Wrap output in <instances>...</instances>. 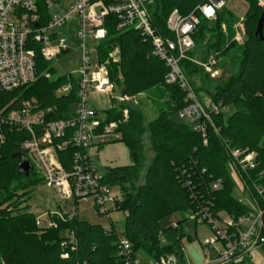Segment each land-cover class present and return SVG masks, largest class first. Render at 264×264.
I'll use <instances>...</instances> for the list:
<instances>
[{
    "label": "trees",
    "instance_id": "1",
    "mask_svg": "<svg viewBox=\"0 0 264 264\" xmlns=\"http://www.w3.org/2000/svg\"><path fill=\"white\" fill-rule=\"evenodd\" d=\"M244 1L249 6L246 12L247 36L243 44L233 41L237 17L228 7L222 8L215 20L202 18L194 33L195 51L202 52L203 59L220 52L224 62L230 65L227 69L229 75L212 81L195 63L187 60L181 63L197 94L205 92L215 103L235 109L229 117L223 112L214 113L213 124L209 125L205 136L178 119V111L186 106L185 92L177 84L166 82L169 67L152 54L150 39L138 30L118 32L115 17L106 19L107 38L98 45L101 59L106 61L115 47H119L121 57L119 62L108 65L111 81L129 97L161 85L171 103L167 109L160 110L149 125L154 155L143 181L146 149L142 137L146 127L142 114L137 109H130V115L124 121L122 108L128 105L126 103L105 110L109 121L121 120L120 141L130 150L131 164L110 167L104 171V178L111 185H121L125 191L121 209L129 214L125 217L123 234L131 242L134 253L142 252L147 259L175 254L181 264H186L184 220L177 221L176 226L161 224L174 213L191 211L198 214L203 206L214 213L226 211L232 216L247 211V206L235 195L236 184L228 169L232 148L257 152L258 166L244 172L243 179L251 193L264 204V195L260 197L255 189V185L264 183V179L259 178L264 171V39L255 34L264 8L257 0ZM204 2L206 0H159L152 11L154 25L164 37L174 38L167 27L173 9L188 15ZM70 79L73 88L67 96L58 97L57 88ZM195 79L201 81L200 85ZM77 90L75 77L62 76L53 81L41 77L26 88L25 93L37 98L39 108L57 107L58 111L52 116L55 118L67 116L68 108L77 102ZM4 97L0 94V103ZM24 136L21 131L10 132L0 160V264H78L84 261L88 264H123L117 243L119 234L115 228L108 232L102 225L78 217L55 218L56 227L37 225V219L27 204L30 192L26 191L35 183L31 179L34 170L26 176L19 169L23 155L20 142ZM74 151L75 148L70 146L59 153L67 170H70ZM218 180L222 181L221 187L214 190L212 184ZM23 203L25 205L20 207ZM5 204L8 206L2 208ZM66 229L74 230L78 239L77 250L69 259L61 257L64 251L62 233ZM250 260L247 257L243 262L229 264H249Z\"/></svg>",
    "mask_w": 264,
    "mask_h": 264
},
{
    "label": "built area",
    "instance_id": "2",
    "mask_svg": "<svg viewBox=\"0 0 264 264\" xmlns=\"http://www.w3.org/2000/svg\"><path fill=\"white\" fill-rule=\"evenodd\" d=\"M158 2L0 0V94L5 95L0 103V160L10 132H23L25 136L20 142L23 156L31 162L33 170L38 168L47 186L56 188L59 197L70 202L67 210L66 206H59L57 211L50 213L46 225L37 219L39 227H56L55 218H79L80 202L90 199L103 221L112 219L115 213L124 218L129 214L121 209L126 198L122 186L105 181V167H99L94 157L106 144L122 139L119 130L121 120L109 121L105 110L119 108L130 100L126 94L122 95L121 89L116 92L119 86L111 81L108 69L111 62L120 61L119 47L111 50L106 61L101 59L98 50V45L107 38L108 17H115L118 32L138 30L150 39L152 54L169 67L166 82L177 84L185 92L186 106L177 113L180 121L205 136L209 125L213 124L212 115L224 113L228 108L215 103L207 93L203 102L181 65L185 60L195 63L212 81H219L227 74V64L221 53L214 52L203 59L202 52L195 51L194 40L201 19L215 20L220 10L227 6L226 0H206L188 15L173 9L167 19V27L174 38L164 37L154 25L151 7ZM257 3L264 8V0H257ZM223 29L226 31L225 25ZM246 36L245 16L239 17L234 24L233 41L241 45ZM76 48L81 53V64L76 73L56 74L51 61ZM62 76L77 79L78 99L68 108L67 116L52 118L58 108H39L37 98L27 96L25 89L41 77L53 81ZM72 88L73 80L70 79L57 88L56 95L67 96ZM99 95H106V99ZM95 101L108 106L100 110L94 105ZM128 117V110H125L123 120ZM70 146L75 151L71 156L70 170H67L59 153ZM230 154L232 160L228 169L239 191L236 197L247 206V211L232 216L226 211L214 213L203 206L198 214H194L198 222L207 224L210 229V235L202 240L201 247L205 256H215L206 264L240 263L247 257L251 258V263L256 251L264 249V204L251 193L243 179L244 172L258 166V154L240 148L230 149ZM259 178L264 179V171ZM221 184V180L215 181L212 188L217 190ZM255 189L260 197L264 195V183L255 185ZM172 225L176 226L177 222ZM103 227L108 232L113 228L117 231L114 225ZM117 243L123 264H143L124 234L119 235ZM61 247L64 249L63 259H69L77 250L78 239L74 230L63 231ZM148 264L181 262L175 254H166L159 259H149Z\"/></svg>",
    "mask_w": 264,
    "mask_h": 264
},
{
    "label": "rangeland",
    "instance_id": "3",
    "mask_svg": "<svg viewBox=\"0 0 264 264\" xmlns=\"http://www.w3.org/2000/svg\"><path fill=\"white\" fill-rule=\"evenodd\" d=\"M227 6L239 19V17L245 16V27H246V12L249 4L244 0H226ZM154 10V6L151 7V11ZM224 30V29H223ZM81 64V53L76 48L63 56L59 57L57 60L51 61L50 65L55 69L56 74H64L68 72L76 73ZM229 64L227 68L229 70ZM227 71V70H226ZM227 75L230 72H226ZM197 85H200L201 81L195 79ZM119 89L116 88L118 93ZM114 95V94H113ZM200 99L204 102L206 99L205 92L198 94ZM100 98L106 99V95H99ZM95 100H98V97H95ZM169 98L167 91L161 86L157 85L148 91L136 94L133 97H130V100L127 101V106L122 108V111L128 110V115H130V109H137L140 111L143 117V122L146 127V133L142 137V141L145 145V155L146 162L144 170L142 171L141 180H144L145 172L147 166L149 165L154 153L151 148L150 133L149 128L150 123H152L159 115L160 110L167 109L169 104ZM117 102V101H116ZM94 105L100 110H104L108 105L102 102H94ZM234 107L229 106L224 112L225 117H229L234 112ZM96 163L99 167H120L131 164L130 150L128 146L122 141H115L108 143L100 150L99 153L94 154ZM31 179L35 181L29 189L26 191L30 192L27 204L30 205V212H32L36 219L41 220L43 225H46L49 221V214L57 211L59 206H66L65 210L70 207V202L64 201L59 197L58 191L56 188L49 187L45 184L42 174L36 167L34 174ZM20 191L19 193H23ZM239 191H235L237 196ZM25 203L20 204V207L24 206ZM8 204L2 206L6 208ZM13 207H9V209ZM14 209V208H13ZM79 218L83 221H87L91 224H99L103 226L114 225L117 228L119 235H123L125 228V218L121 216L120 213H115L112 219L103 221L99 218L96 213V209L93 206L92 200L82 201L79 204ZM188 213L189 217H185ZM177 212L167 217L162 221L164 227L171 225L174 221L184 220V227L187 236L184 239L185 246V259L189 264H205L213 257L214 254H209L205 256L201 248V242L203 239L209 235V226L204 223H200L196 220L194 213L189 212ZM37 223V220H36ZM38 225V224H37ZM42 233V231H40ZM140 259L143 264H148L149 259L146 258V255L142 252H138ZM250 264H264V249H259L256 251L255 255Z\"/></svg>",
    "mask_w": 264,
    "mask_h": 264
},
{
    "label": "water",
    "instance_id": "4",
    "mask_svg": "<svg viewBox=\"0 0 264 264\" xmlns=\"http://www.w3.org/2000/svg\"><path fill=\"white\" fill-rule=\"evenodd\" d=\"M263 28H264V10L261 14V17L258 20L256 33H255L261 39H264ZM125 94H126V92L123 90L122 95L124 96ZM19 169H20V171H23L26 176H29L31 173V170L33 169L31 162L26 157H24L23 155L21 156ZM109 169H110V167L105 168V170H109Z\"/></svg>",
    "mask_w": 264,
    "mask_h": 264
},
{
    "label": "crops",
    "instance_id": "5",
    "mask_svg": "<svg viewBox=\"0 0 264 264\" xmlns=\"http://www.w3.org/2000/svg\"><path fill=\"white\" fill-rule=\"evenodd\" d=\"M188 215V213H186V215H185V217ZM174 222H177V221H174ZM210 232V231H209ZM209 235H210V233H209ZM208 235V236H209ZM202 248V247H201ZM185 261H186V264H189V262L185 259ZM206 264V263H205Z\"/></svg>",
    "mask_w": 264,
    "mask_h": 264
},
{
    "label": "snow or ice",
    "instance_id": "6",
    "mask_svg": "<svg viewBox=\"0 0 264 264\" xmlns=\"http://www.w3.org/2000/svg\"><path fill=\"white\" fill-rule=\"evenodd\" d=\"M209 11H211V10H209Z\"/></svg>",
    "mask_w": 264,
    "mask_h": 264
}]
</instances>
